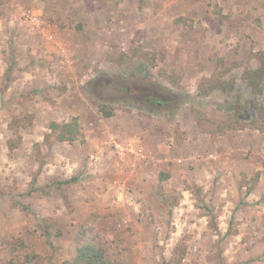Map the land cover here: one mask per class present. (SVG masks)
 Masks as SVG:
<instances>
[{
    "label": "rangeland",
    "instance_id": "rangeland-1",
    "mask_svg": "<svg viewBox=\"0 0 264 264\" xmlns=\"http://www.w3.org/2000/svg\"><path fill=\"white\" fill-rule=\"evenodd\" d=\"M262 52L264 0H0V264H64L85 229L121 264H264V122L235 112Z\"/></svg>",
    "mask_w": 264,
    "mask_h": 264
},
{
    "label": "trees",
    "instance_id": "trees-1",
    "mask_svg": "<svg viewBox=\"0 0 264 264\" xmlns=\"http://www.w3.org/2000/svg\"><path fill=\"white\" fill-rule=\"evenodd\" d=\"M260 57L258 66L247 70L245 73L246 82L251 87L254 98L246 100L245 103L238 101L235 107L237 116L247 115L250 117V121L256 124L264 122V119L262 120L264 117V100L259 101L258 98L260 95H264V52L260 53ZM100 110L106 117H111L114 114V110L105 105H101ZM53 127L59 129L58 138L62 141L73 142L82 137L78 121L75 118L70 123H55ZM38 256L36 252L30 251L26 254L25 260L26 262H32ZM64 264H121V259L111 252L106 240L91 233L89 229H85L77 240L74 254L69 260H65Z\"/></svg>",
    "mask_w": 264,
    "mask_h": 264
},
{
    "label": "built area",
    "instance_id": "built-area-1",
    "mask_svg": "<svg viewBox=\"0 0 264 264\" xmlns=\"http://www.w3.org/2000/svg\"><path fill=\"white\" fill-rule=\"evenodd\" d=\"M22 19L23 23L31 29L44 31L42 26L44 21L41 19V13L25 9L22 13ZM60 48L63 50V47ZM106 143L113 147V150L121 159L131 161L133 166L136 163L149 162L152 159L151 155L146 152L138 139L120 141V139L112 135Z\"/></svg>",
    "mask_w": 264,
    "mask_h": 264
},
{
    "label": "flooded vegetation",
    "instance_id": "flooded-vegetation-1",
    "mask_svg": "<svg viewBox=\"0 0 264 264\" xmlns=\"http://www.w3.org/2000/svg\"><path fill=\"white\" fill-rule=\"evenodd\" d=\"M127 91L129 93V91H131V90L130 89H127ZM145 96L146 97H144L145 98L144 104H147L149 106H154V107H160V106H164L165 105V102H161L160 101L161 100L160 98L162 96H160L158 94H157L156 97H151L152 95L150 93H147ZM162 98H164V97H162Z\"/></svg>",
    "mask_w": 264,
    "mask_h": 264
},
{
    "label": "crops",
    "instance_id": "crops-1",
    "mask_svg": "<svg viewBox=\"0 0 264 264\" xmlns=\"http://www.w3.org/2000/svg\"><path fill=\"white\" fill-rule=\"evenodd\" d=\"M0 56H1V54H0ZM0 59H2V57H0ZM1 62H2V60H0V80L2 79V76H1V67H2V64H1ZM7 71V70H6ZM3 72H5V69H4V71ZM3 72H2V74H3ZM97 145V149H96V151L95 152H93V154L94 155H96L97 157L100 155V153H102L103 152V148L105 149L106 148V145H104L103 143H102V146H101V149L98 147L99 145L98 144H96ZM92 172H94L95 173V171L93 170ZM96 174V173H95ZM99 174V173H98ZM100 176V175H99ZM92 177V176H91ZM93 178H95V176H93ZM97 189V188H96ZM99 191V190H98ZM252 218H254V217H252ZM256 218V217H255ZM258 218V217H257ZM230 219V218H229ZM254 222H257V219H255L254 220ZM238 237H240L241 238V236H240V234L238 235Z\"/></svg>",
    "mask_w": 264,
    "mask_h": 264
}]
</instances>
